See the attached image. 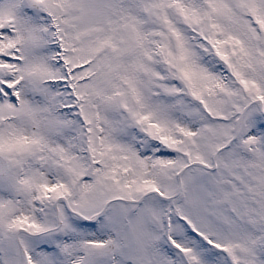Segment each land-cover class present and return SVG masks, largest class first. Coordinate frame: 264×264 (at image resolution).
Returning <instances> with one entry per match:
<instances>
[{
  "label": "snow or ice",
  "instance_id": "snow-or-ice-1",
  "mask_svg": "<svg viewBox=\"0 0 264 264\" xmlns=\"http://www.w3.org/2000/svg\"><path fill=\"white\" fill-rule=\"evenodd\" d=\"M0 264H264V0H0Z\"/></svg>",
  "mask_w": 264,
  "mask_h": 264
}]
</instances>
